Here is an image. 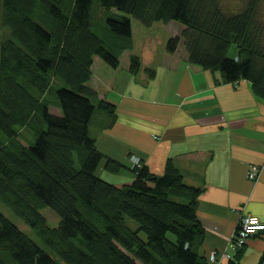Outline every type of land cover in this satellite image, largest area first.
<instances>
[{"label":"trees","instance_id":"obj_1","mask_svg":"<svg viewBox=\"0 0 264 264\" xmlns=\"http://www.w3.org/2000/svg\"><path fill=\"white\" fill-rule=\"evenodd\" d=\"M241 2L0 0V205L40 238L0 210V264H211V251L201 252L203 189L172 158L158 174L134 153L128 164L108 157L107 171L128 167L132 177L98 173L105 155L90 127L116 106L90 80L95 56L119 66L135 19L174 20L184 29L168 39L169 53L183 42L189 62L223 82L247 79L264 97V1ZM141 67L132 55L130 69Z\"/></svg>","mask_w":264,"mask_h":264},{"label":"crops","instance_id":"obj_2","mask_svg":"<svg viewBox=\"0 0 264 264\" xmlns=\"http://www.w3.org/2000/svg\"><path fill=\"white\" fill-rule=\"evenodd\" d=\"M135 30L133 21V47L122 52L118 67L94 57L90 85L116 106L114 116L96 112L90 127L105 155L98 173L111 180L132 177L128 167L107 171L108 157L128 164L134 153L158 174L172 158L185 181L203 189L201 252L223 250L243 215L264 223V97L247 79L223 82L220 72L192 64L184 45L168 53L166 39L158 55L144 58ZM134 54L142 61L135 73L129 70ZM236 264H264V230L248 239Z\"/></svg>","mask_w":264,"mask_h":264},{"label":"rangeland","instance_id":"obj_3","mask_svg":"<svg viewBox=\"0 0 264 264\" xmlns=\"http://www.w3.org/2000/svg\"><path fill=\"white\" fill-rule=\"evenodd\" d=\"M222 1L224 5L228 7H231V4H233L234 2L242 1L241 2L242 4H245L247 2V0H241V1L240 0H222ZM97 5L98 3H95V7H97ZM261 10L264 11V7L261 8ZM134 22H135V27H136V30H135L136 31V49H140V52L142 55H144V58H145V55L148 58H151L152 56L155 57L156 55H158L160 47L164 45L165 39L166 41H168L167 39H169L171 36H174L175 33L182 32L184 29V25L174 20H170L168 22H163V21L155 22L148 28L145 27V25H143L137 19H135ZM183 45L184 44L180 43V46H183ZM132 47H133V44H132ZM180 49H182V47ZM126 50H130V48H127ZM134 55H137V54H134ZM130 60H131V57H130ZM129 70L130 72H133L130 69V61H129ZM0 206H1L0 210H2L10 219H12L29 236L36 239L37 236L29 225H27L22 219H20L18 216L12 213V211L8 207L6 206L3 207L2 205ZM45 214L48 220L50 221V223H53V224L57 223L58 221L57 215L52 210L45 209ZM38 238L39 237H37V239ZM38 240L40 241V238ZM39 243H42V242H39Z\"/></svg>","mask_w":264,"mask_h":264},{"label":"built area","instance_id":"obj_4","mask_svg":"<svg viewBox=\"0 0 264 264\" xmlns=\"http://www.w3.org/2000/svg\"><path fill=\"white\" fill-rule=\"evenodd\" d=\"M134 164L139 163L138 158L133 156ZM257 168H254L249 176L254 178L257 176ZM264 230V223L259 217L245 214L242 216L239 224L229 238L228 245L223 250L214 249L209 253V261L211 264H236L238 252L247 243L248 239Z\"/></svg>","mask_w":264,"mask_h":264}]
</instances>
